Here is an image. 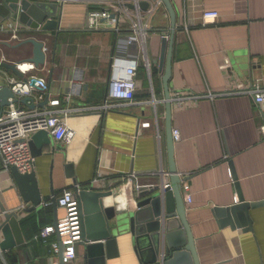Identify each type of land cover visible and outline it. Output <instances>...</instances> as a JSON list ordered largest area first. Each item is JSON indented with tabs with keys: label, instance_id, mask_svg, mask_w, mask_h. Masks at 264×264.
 <instances>
[{
	"label": "crops",
	"instance_id": "crops-1",
	"mask_svg": "<svg viewBox=\"0 0 264 264\" xmlns=\"http://www.w3.org/2000/svg\"><path fill=\"white\" fill-rule=\"evenodd\" d=\"M99 2L65 0L57 34L26 30L24 25L26 33L45 40L48 47L45 69L31 70L27 75L35 74L46 80L49 96L60 99L57 108L69 109V124L75 132L68 147L53 142L47 153L35 158L34 169L43 201L51 198V188L55 194L67 186L74 189L73 180L64 174L63 165L67 161L74 164L78 184L92 185L96 178L92 185L95 189L113 188L127 199L128 206L136 188L124 183L125 176L130 172L139 175L142 185L149 184L146 178L151 173L161 167L167 170L164 88L158 62L161 38L169 35V15L161 8L151 22L147 42L151 73L144 62L138 66L135 103H120L100 112L94 108H100L108 97L112 57L128 56L132 52L125 42L128 30L95 31L87 27L86 12L97 8ZM173 4L177 29L171 93L200 95L189 98L183 105L173 101L171 119L173 129L180 135L174 148L176 167L178 173L187 175L185 181L192 194L191 203H185L186 217L199 261L201 264H264V207L250 210L253 231L245 232L229 225L219 226L212 209L237 201L230 160L246 199L264 198L261 129L264 111L251 95L236 92L241 85L249 86L254 81L264 85V0H173ZM203 9L216 10L220 13L219 21L203 26L200 23ZM11 11L10 2L0 0V17L6 18ZM157 14L160 17L154 23ZM17 43L2 45V53L14 62L27 60L32 55V46L29 43L17 46ZM5 70L16 78L24 77L11 69ZM68 94L71 96L66 99ZM36 106L39 110L43 108ZM155 114L161 140L156 136ZM0 201L8 211L26 204L10 172L2 170ZM57 213L63 214L61 209ZM18 220L24 242L13 249H0V264H47L52 250L36 235L41 227L53 224L51 204L22 213ZM2 221L0 212V224ZM56 239V235H51L48 242ZM117 247L118 256L107 259L106 264H141L132 234L121 235ZM75 248L76 258L69 264H85L83 247Z\"/></svg>",
	"mask_w": 264,
	"mask_h": 264
},
{
	"label": "water",
	"instance_id": "water-1",
	"mask_svg": "<svg viewBox=\"0 0 264 264\" xmlns=\"http://www.w3.org/2000/svg\"><path fill=\"white\" fill-rule=\"evenodd\" d=\"M7 1L10 2L12 11L18 14L20 22L26 27L38 31H55V34L60 30L64 4L62 1ZM163 4L170 18V27L169 35H164L161 38L158 68L162 72V86L164 88L163 121L169 186L162 189L160 178L155 179L151 184H142L135 189L133 201L128 206L127 199L125 200L124 197L118 195L113 188L97 190L92 185L78 184L74 164L67 161L63 165L65 177L73 180L75 192L78 185L81 187L75 193L79 200L81 212V240L77 242V245L83 247L85 264H106L107 259L118 256L117 239L128 233L133 235L141 264H201L196 250L195 238L186 217L187 209L181 190V178L174 156L175 141L172 138L171 78L177 14L173 0H163ZM127 6L131 9L136 7L134 3H127ZM138 6L141 10H145L148 7V2L140 1ZM27 43L32 46V55L27 60L32 62L35 67L45 65L48 57L42 50L44 43L39 38L32 36L18 42L17 46ZM0 44L9 45V43ZM0 66L11 69L20 77L24 76L16 68L14 62L0 61ZM29 79L34 85L37 77L30 75ZM9 97H13V102H20L24 105L29 100L33 101L30 96L16 98L12 90L4 85L0 88L1 108L9 105ZM46 102L47 96L38 105L44 106ZM27 107L35 108L36 104L32 102ZM29 142L34 160L47 153L49 146L53 145L48 132L43 130L35 132L30 137ZM229 167L237 190V201L227 205V207L213 206L214 215L218 219L219 226L229 225L232 228H241L244 232L253 231L250 210L264 207V198L258 201L246 199L231 160ZM10 174L14 178L22 200L27 204H33L34 207H39L43 201V195H41L40 181L34 167L28 173H21L13 165L10 168ZM51 193V206L54 212L53 224H55L58 218V206L52 188ZM0 212L3 214V221L0 224V232L3 233L0 249H13L24 242L18 220L22 214L6 210L1 201ZM59 248V264H63L64 245L61 242Z\"/></svg>",
	"mask_w": 264,
	"mask_h": 264
},
{
	"label": "built area",
	"instance_id": "built-area-1",
	"mask_svg": "<svg viewBox=\"0 0 264 264\" xmlns=\"http://www.w3.org/2000/svg\"><path fill=\"white\" fill-rule=\"evenodd\" d=\"M61 1L64 3L65 0ZM140 1L148 2V7L145 10L139 8L138 4ZM127 3H134L136 7L131 9L127 6ZM161 8H164L163 0H100L97 8L87 10V27L91 30L98 31V29L103 28H110L114 31L128 30L129 34L125 36V42L127 48L132 52L128 56L112 57L110 64L111 75L107 79L108 97L100 108H94V110L102 112L118 107L121 105L120 103L127 105L135 103V94L138 89V66L144 62L148 73H151L147 42L153 17ZM219 19L220 13L216 10L203 9L200 23L203 26L214 24ZM25 29L31 30L28 27ZM25 29L20 19H18V14L13 11L6 18L0 17V43H15L32 37V35L25 32ZM40 40L44 43L43 52H47L48 47L45 46V40ZM1 46L2 44H0V61L14 62L8 60L5 54L2 53ZM25 61L14 62L19 72L23 75L25 74L22 79L9 75L5 68L0 66V88L7 85L18 99L28 96L32 97L33 101L29 100L27 102L28 105L32 102L38 105L46 96L47 102L39 110L37 106L30 108L27 107V104L21 105L19 104L20 102H13V97H9V105L3 108L0 107V170L8 173L13 165L21 173H28L34 167L35 160L31 154L29 140L35 132L39 130L48 132L52 141L62 144L63 147H68L75 135L74 129L69 124V109L57 108L60 104V99L49 96V91L46 89V80L35 74L27 75L28 71L31 70H44L46 63L43 66L35 67L32 62ZM30 75L37 77L34 85L31 84ZM236 92H244L251 95L259 109L264 111V85L262 83L254 81L249 86L241 85ZM70 96V94L65 95L66 99H69ZM199 96V94L192 93L184 95L176 91L171 93V101L183 105L189 98ZM153 119L156 136L161 140L162 133L156 114ZM143 124L149 125L150 123L144 122ZM261 129L264 132V125ZM172 138L175 142L180 140L177 129H172ZM98 174L100 175V172ZM157 176L161 179L162 189L169 186V182L166 180L169 174L163 167L151 173L146 179L151 184ZM185 176L187 175L180 174L181 190L184 194V201L188 204L191 203L192 194L189 192V185L185 181ZM141 178L139 175L130 172L128 176H125L124 183L132 184L137 189L141 185ZM96 180V178L93 179L92 183L94 184ZM79 189H81L80 185L77 186L76 192L71 186H67L60 193L54 194L58 209H61L63 214L58 216L55 224L41 227L36 235L41 243L49 245L52 250L47 264H59L60 242L64 245L62 263H72L76 258L77 249L75 247L77 242L81 240V212L79 200L75 194ZM49 204H51V198L47 201H42L39 207H47ZM39 207L22 203L12 211L22 214ZM51 235H56L57 239L48 242ZM55 255L57 259H55ZM4 264L6 263L4 262Z\"/></svg>",
	"mask_w": 264,
	"mask_h": 264
},
{
	"label": "rangeland",
	"instance_id": "rangeland-1",
	"mask_svg": "<svg viewBox=\"0 0 264 264\" xmlns=\"http://www.w3.org/2000/svg\"><path fill=\"white\" fill-rule=\"evenodd\" d=\"M160 14V13H159ZM159 14H157V16H156V18H155V20H154V23H157V20H158V18L160 17V15ZM151 50V49H150ZM151 52H152V50H151ZM55 257V259H57V256L55 255L54 256Z\"/></svg>",
	"mask_w": 264,
	"mask_h": 264
},
{
	"label": "trees",
	"instance_id": "trees-1",
	"mask_svg": "<svg viewBox=\"0 0 264 264\" xmlns=\"http://www.w3.org/2000/svg\"><path fill=\"white\" fill-rule=\"evenodd\" d=\"M33 217V216H32ZM32 217H30L28 220H31L32 219Z\"/></svg>",
	"mask_w": 264,
	"mask_h": 264
},
{
	"label": "bare ground",
	"instance_id": "bare-ground-1",
	"mask_svg": "<svg viewBox=\"0 0 264 264\" xmlns=\"http://www.w3.org/2000/svg\"><path fill=\"white\" fill-rule=\"evenodd\" d=\"M74 191H75V189H74Z\"/></svg>",
	"mask_w": 264,
	"mask_h": 264
}]
</instances>
